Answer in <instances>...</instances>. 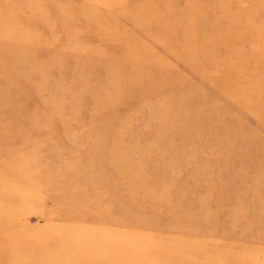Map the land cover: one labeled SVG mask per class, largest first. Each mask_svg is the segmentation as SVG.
Segmentation results:
<instances>
[{
	"label": "rangeland",
	"instance_id": "374dc122",
	"mask_svg": "<svg viewBox=\"0 0 264 264\" xmlns=\"http://www.w3.org/2000/svg\"><path fill=\"white\" fill-rule=\"evenodd\" d=\"M0 264H264V0H0Z\"/></svg>",
	"mask_w": 264,
	"mask_h": 264
},
{
	"label": "bare ground",
	"instance_id": "6f19581e",
	"mask_svg": "<svg viewBox=\"0 0 264 264\" xmlns=\"http://www.w3.org/2000/svg\"><path fill=\"white\" fill-rule=\"evenodd\" d=\"M187 34H189V33H187Z\"/></svg>",
	"mask_w": 264,
	"mask_h": 264
}]
</instances>
